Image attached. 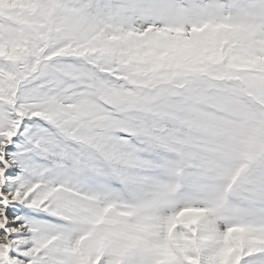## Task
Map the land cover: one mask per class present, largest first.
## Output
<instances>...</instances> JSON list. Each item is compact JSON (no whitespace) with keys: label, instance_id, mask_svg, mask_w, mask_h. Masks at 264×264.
Segmentation results:
<instances>
[{"label":"snow or ice","instance_id":"snow-or-ice-1","mask_svg":"<svg viewBox=\"0 0 264 264\" xmlns=\"http://www.w3.org/2000/svg\"><path fill=\"white\" fill-rule=\"evenodd\" d=\"M12 3L0 0V264H264V150L245 155L241 204L236 184L209 193L173 166L162 130L185 88L216 87L197 147L231 155L219 113L241 95L264 104V0ZM89 89L119 108L54 144L49 97Z\"/></svg>","mask_w":264,"mask_h":264},{"label":"clouds","instance_id":"clouds-1","mask_svg":"<svg viewBox=\"0 0 264 264\" xmlns=\"http://www.w3.org/2000/svg\"><path fill=\"white\" fill-rule=\"evenodd\" d=\"M3 7L14 6L5 4ZM219 91L216 87L204 90L185 88L179 97L176 112L162 125L165 138L175 149L164 155L173 166H182L187 173H198L209 193L221 182L227 181L229 188L236 184L237 202L244 204L253 195L251 185L245 184L243 180L247 172L245 155L253 147L264 150V104H255L249 97L241 95L239 111L219 113L235 133L227 140L232 146V153L225 157L220 151L197 147L203 139L200 113L212 110ZM69 99L71 104H63V96L58 92L49 97L46 104V111L59 113L54 126L48 129V135L57 145H62L73 135L88 137L96 124L94 117L101 111L102 104L112 103L113 107L119 108L111 95L99 89L85 90ZM68 113L71 115L66 118Z\"/></svg>","mask_w":264,"mask_h":264},{"label":"rangeland","instance_id":"rangeland-1","mask_svg":"<svg viewBox=\"0 0 264 264\" xmlns=\"http://www.w3.org/2000/svg\"><path fill=\"white\" fill-rule=\"evenodd\" d=\"M10 5H13V6H15V0H13V3H12V4H10Z\"/></svg>","mask_w":264,"mask_h":264}]
</instances>
